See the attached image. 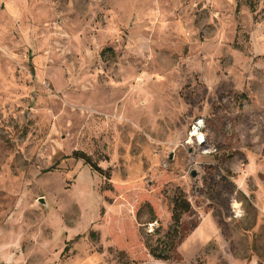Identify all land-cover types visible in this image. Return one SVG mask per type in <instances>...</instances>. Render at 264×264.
Wrapping results in <instances>:
<instances>
[{
  "label": "rangeland",
  "instance_id": "374dc122",
  "mask_svg": "<svg viewBox=\"0 0 264 264\" xmlns=\"http://www.w3.org/2000/svg\"><path fill=\"white\" fill-rule=\"evenodd\" d=\"M0 264H264V0H0Z\"/></svg>",
  "mask_w": 264,
  "mask_h": 264
},
{
  "label": "trees",
  "instance_id": "16d2710c",
  "mask_svg": "<svg viewBox=\"0 0 264 264\" xmlns=\"http://www.w3.org/2000/svg\"><path fill=\"white\" fill-rule=\"evenodd\" d=\"M72 158H74L77 161L84 162V164L89 166V168L93 172L97 173L102 177L107 178V174L100 167L94 164L91 161V159L85 154L76 152L72 155ZM190 212H191V206L187 201L183 199V197L179 196L174 199L173 220L177 225V228L172 233L168 234L166 241L167 243L163 242L164 247L159 248V246L155 247L149 244L148 241L145 242L146 249L155 260L162 262H169L174 259V256L176 255L177 246L185 239L186 236V234H183V232L181 231L182 228L181 218Z\"/></svg>",
  "mask_w": 264,
  "mask_h": 264
},
{
  "label": "built area",
  "instance_id": "2783aa9c",
  "mask_svg": "<svg viewBox=\"0 0 264 264\" xmlns=\"http://www.w3.org/2000/svg\"><path fill=\"white\" fill-rule=\"evenodd\" d=\"M205 120L199 118L193 122L190 128L188 144H196L199 149L204 148L207 138L205 135Z\"/></svg>",
  "mask_w": 264,
  "mask_h": 264
}]
</instances>
